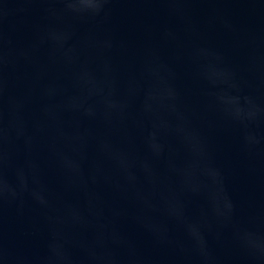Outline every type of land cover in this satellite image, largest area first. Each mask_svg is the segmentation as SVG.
<instances>
[{"label":"water","instance_id":"water-1","mask_svg":"<svg viewBox=\"0 0 264 264\" xmlns=\"http://www.w3.org/2000/svg\"><path fill=\"white\" fill-rule=\"evenodd\" d=\"M0 264H264V0H0Z\"/></svg>","mask_w":264,"mask_h":264}]
</instances>
